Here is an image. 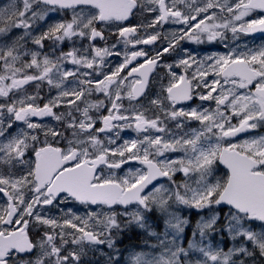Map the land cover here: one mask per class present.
<instances>
[{
	"label": "snow or ice",
	"instance_id": "1",
	"mask_svg": "<svg viewBox=\"0 0 264 264\" xmlns=\"http://www.w3.org/2000/svg\"><path fill=\"white\" fill-rule=\"evenodd\" d=\"M257 10L264 0L0 7V264H264V135L234 139L264 128V46L228 44L264 33ZM158 41L154 55L138 47ZM182 41L228 50L163 62ZM129 233L142 239L123 246Z\"/></svg>",
	"mask_w": 264,
	"mask_h": 264
},
{
	"label": "flooded vegetation",
	"instance_id": "2",
	"mask_svg": "<svg viewBox=\"0 0 264 264\" xmlns=\"http://www.w3.org/2000/svg\"><path fill=\"white\" fill-rule=\"evenodd\" d=\"M8 2H9V0H0V7L4 6ZM260 16H264V13H261L258 10L252 14V17H254V18H258ZM54 18L55 19H62L63 16L59 15V16H55ZM131 22H135V21H131ZM177 27H179V26H177V25H165L166 34L170 35L171 32ZM252 35L253 34L247 35V36L241 35L238 40L232 41L231 40V34H229L228 44L230 46L239 45V47L241 49H243L247 45L248 41H250L251 39L257 40L258 42L264 41V37H258V36H252ZM108 36H109L108 44L111 45L115 41V37L111 36L110 34H108ZM45 43H46V46L50 45V42H45ZM98 43L103 44L104 42L99 41ZM160 46H162V43L160 41H158L156 45H139L138 47L143 48V49H147V50H149L150 55H154L155 51ZM119 47L121 48V50H123L124 46L121 44V45H119ZM46 50H48V47H46ZM129 50H131V46H129ZM184 50H187V53L195 55L197 57V59H202L203 57H205L206 55H209V54H224L227 52L228 49L225 47L224 43H222V42H215V43H211V44H209V43L196 44V43H192V42H188V41H182L180 43V45L177 46L176 51H174L170 54L164 55L163 62L175 64L179 59H181L185 56L186 53ZM117 59H122V57L121 58H116V57L111 58L113 65L117 62ZM140 62H142V60H138L136 63H140ZM69 67H71V66H69ZM175 71L177 73H180L182 70L179 68H176ZM157 73H159L161 76H163L164 69L158 68ZM154 75H156V74L154 73ZM209 79H212V77L210 76ZM152 84H153V90L158 91L159 86H160L159 78L156 80H153ZM205 103H207V102H205ZM191 104H192V106L195 107L198 104H200V101L194 100L191 102ZM185 106H187V105H185ZM37 122H43V123L48 124V125H55L56 124V122L51 120V118H44L43 121L38 120ZM121 135L126 139L136 138V134L131 130H125L124 132L121 133ZM253 135H264V128L255 130L253 133L251 132V133H247V134L235 137L234 139L238 142H242L244 139L249 138ZM136 167H140V165L135 164V163L126 164L123 166L122 170H117V174L118 175H124L127 173L129 168H136ZM221 170H222L221 171V175H222L224 170L223 169H221ZM68 206L71 207L74 212H77L78 209L85 207V206H82L79 204H70ZM82 211L85 213L86 209H82ZM53 212H55V210H53Z\"/></svg>",
	"mask_w": 264,
	"mask_h": 264
},
{
	"label": "rangeland",
	"instance_id": "3",
	"mask_svg": "<svg viewBox=\"0 0 264 264\" xmlns=\"http://www.w3.org/2000/svg\"><path fill=\"white\" fill-rule=\"evenodd\" d=\"M262 44H264V42H260V46ZM262 46H264V45H262ZM247 47L250 48L248 45H247ZM90 258L95 260L97 262V264H103L104 256L101 253H97L94 257H90Z\"/></svg>",
	"mask_w": 264,
	"mask_h": 264
}]
</instances>
